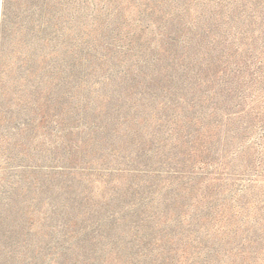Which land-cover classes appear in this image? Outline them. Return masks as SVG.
Segmentation results:
<instances>
[{
    "label": "rangeland",
    "instance_id": "374dc122",
    "mask_svg": "<svg viewBox=\"0 0 264 264\" xmlns=\"http://www.w3.org/2000/svg\"><path fill=\"white\" fill-rule=\"evenodd\" d=\"M0 264H264V0H0Z\"/></svg>",
    "mask_w": 264,
    "mask_h": 264
}]
</instances>
